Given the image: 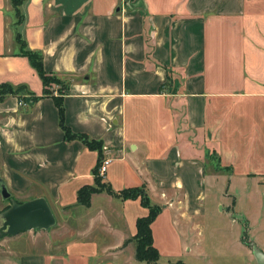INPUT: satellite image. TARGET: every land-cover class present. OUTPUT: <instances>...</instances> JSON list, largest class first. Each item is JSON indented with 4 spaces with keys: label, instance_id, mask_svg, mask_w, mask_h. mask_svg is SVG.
Listing matches in <instances>:
<instances>
[{
    "label": "crops",
    "instance_id": "1",
    "mask_svg": "<svg viewBox=\"0 0 264 264\" xmlns=\"http://www.w3.org/2000/svg\"><path fill=\"white\" fill-rule=\"evenodd\" d=\"M25 11L28 47L69 84L65 123L101 140L111 159L101 182L113 191L143 185L161 207L151 223L159 258L256 264L251 245L264 252V0H28ZM12 20L9 0H0V83L40 96L39 75L16 54ZM28 104L0 101V177L19 202L46 198L56 224L1 237L0 264H131L129 239L148 209L106 190L77 204L78 189L94 184L98 153L64 139L52 97ZM220 172L231 199L208 201L206 181ZM7 203L0 195V210Z\"/></svg>",
    "mask_w": 264,
    "mask_h": 264
},
{
    "label": "trees",
    "instance_id": "2",
    "mask_svg": "<svg viewBox=\"0 0 264 264\" xmlns=\"http://www.w3.org/2000/svg\"><path fill=\"white\" fill-rule=\"evenodd\" d=\"M27 1L28 0H9L13 12V20L10 24V27L14 33V39L18 46V51L16 52V54L23 55L28 58L29 63L35 69L42 81L43 91L40 96H37L33 92H31L25 84H18L15 86L7 82H2L0 83V101L8 95H14L17 96L19 99L28 102V106H30L43 96L52 97L55 106L58 110L59 126L63 131L64 139L66 141H71L75 139L79 140L87 148L91 150H96L98 153L97 164L93 169L94 184L84 185L78 189L77 204L86 206L89 205L91 195L102 190H106L108 193L114 194L115 196L121 199L139 198L140 203L148 209V213L145 216L137 218L136 233L129 240L134 241V256L136 260L145 261L148 264H157V261L160 257V253L153 244L151 223L160 213L161 207L151 203L147 195L146 189L143 185L113 191L110 186L101 182V176L98 173V167L101 163V160L104 158L102 154L101 140L91 138L85 133L73 132L69 128V126H67L64 120L65 118L63 96L65 94L66 89L69 87V84L62 80L60 76L48 72L44 69L43 55L40 50H32L28 47L24 35V25L26 21L25 5ZM170 78L171 77L168 75L167 83L170 82ZM54 84H56V87L53 86ZM163 87L164 85H161L159 89L162 90ZM7 202L8 203L0 210V212L8 208L10 202L9 200H7ZM126 242H128V240ZM170 264H185V262H183L182 260H176Z\"/></svg>",
    "mask_w": 264,
    "mask_h": 264
},
{
    "label": "water",
    "instance_id": "3",
    "mask_svg": "<svg viewBox=\"0 0 264 264\" xmlns=\"http://www.w3.org/2000/svg\"><path fill=\"white\" fill-rule=\"evenodd\" d=\"M0 195L9 200L8 208L0 212V238L17 235L23 231L49 229L56 224V217L44 197H35L18 202L11 197L3 179L0 177ZM256 264H264V252L252 244Z\"/></svg>",
    "mask_w": 264,
    "mask_h": 264
},
{
    "label": "rangeland",
    "instance_id": "4",
    "mask_svg": "<svg viewBox=\"0 0 264 264\" xmlns=\"http://www.w3.org/2000/svg\"><path fill=\"white\" fill-rule=\"evenodd\" d=\"M53 86L56 87V84H54ZM212 167H213L212 164H210L208 166V169L209 170H207V173H206L207 175L209 173H211V168ZM222 173H225V172L222 171ZM218 174H220V175H218L217 181H210V182L209 181H206V184H205V194L209 198H211L208 201H211L212 199L219 200L220 201V199H223V198H229V199H231V196H228L227 194H228V192H232L233 189L232 188H229L228 189V192H226L227 191L226 190V188H227V183L226 182L227 181L225 180L224 175L221 174V172L218 173ZM252 192L253 191H251V193ZM252 195L254 197H257L255 194H252ZM252 195H251V206H252V203H255L256 202V198H253ZM239 200L245 202V206H247L248 200H247L246 194H244V193L240 194ZM221 201H222V203H224V200H221ZM233 210H236V209H233ZM224 211L226 212L227 210L224 209ZM251 214H252V209H251ZM229 218H231V217H229ZM240 230H241V228H240ZM20 233H22V232H20ZM194 234H196L195 231H194ZM199 236H200L199 234H196V238L199 237ZM134 247H135V244H134V242H132L129 245V248H130L129 250H131L132 252H134ZM208 250H210V249H208ZM171 255H172L171 253L164 252L163 256L161 258H159V260L157 261V264H170V263H172V262H174L176 260H182L183 261V259H184L183 257L180 258L179 256L171 257ZM185 257H187V255ZM131 264H148V263L145 262V261H138L133 256L132 257V260H131ZM238 264H246V260L245 259H241L240 261L238 260Z\"/></svg>",
    "mask_w": 264,
    "mask_h": 264
},
{
    "label": "built area",
    "instance_id": "5",
    "mask_svg": "<svg viewBox=\"0 0 264 264\" xmlns=\"http://www.w3.org/2000/svg\"><path fill=\"white\" fill-rule=\"evenodd\" d=\"M19 104L25 105V103H23L22 101H20ZM110 160H111L110 158H106V157H104L101 160V163H100V165L98 167V173H99L100 176L103 175L106 172Z\"/></svg>",
    "mask_w": 264,
    "mask_h": 264
}]
</instances>
